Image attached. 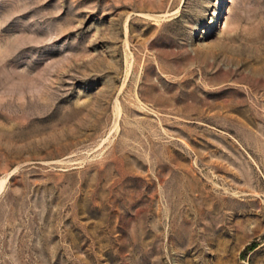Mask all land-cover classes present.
I'll return each mask as SVG.
<instances>
[{"label":"rangeland","instance_id":"obj_1","mask_svg":"<svg viewBox=\"0 0 264 264\" xmlns=\"http://www.w3.org/2000/svg\"><path fill=\"white\" fill-rule=\"evenodd\" d=\"M0 264H264V0H0Z\"/></svg>","mask_w":264,"mask_h":264}]
</instances>
